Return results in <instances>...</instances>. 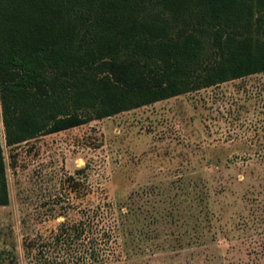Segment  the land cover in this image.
<instances>
[{
	"label": "trees",
	"instance_id": "obj_1",
	"mask_svg": "<svg viewBox=\"0 0 264 264\" xmlns=\"http://www.w3.org/2000/svg\"><path fill=\"white\" fill-rule=\"evenodd\" d=\"M261 71L264 0H0V121L9 147ZM179 188L79 208L45 242L61 253L47 264L130 259L122 247L140 243L128 235L172 223L177 211H208L206 190ZM8 201L0 129V205Z\"/></svg>",
	"mask_w": 264,
	"mask_h": 264
},
{
	"label": "rangeland",
	"instance_id": "obj_2",
	"mask_svg": "<svg viewBox=\"0 0 264 264\" xmlns=\"http://www.w3.org/2000/svg\"><path fill=\"white\" fill-rule=\"evenodd\" d=\"M0 129L9 196L0 264L60 261L45 242L66 216L181 185L206 190L208 211L133 232L140 244L124 245L132 256L112 264H264V71L11 147Z\"/></svg>",
	"mask_w": 264,
	"mask_h": 264
}]
</instances>
